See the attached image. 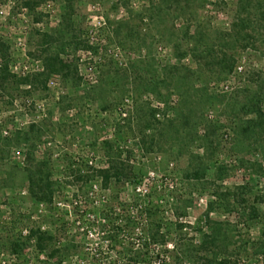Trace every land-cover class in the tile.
<instances>
[{"label": "rangeland", "instance_id": "obj_1", "mask_svg": "<svg viewBox=\"0 0 264 264\" xmlns=\"http://www.w3.org/2000/svg\"><path fill=\"white\" fill-rule=\"evenodd\" d=\"M263 17L264 0H0V264H264ZM61 46L78 76L40 75ZM113 166L128 178L89 177Z\"/></svg>", "mask_w": 264, "mask_h": 264}, {"label": "trees", "instance_id": "obj_2", "mask_svg": "<svg viewBox=\"0 0 264 264\" xmlns=\"http://www.w3.org/2000/svg\"><path fill=\"white\" fill-rule=\"evenodd\" d=\"M264 18V17H263ZM242 21V19H241ZM45 36H48L50 40H52V36L49 34H44ZM48 43V41H47ZM52 41H49L48 45L51 46ZM61 50L55 52L54 54L49 55L45 59L44 63V71L40 75H44L45 77L49 76L50 74H58L61 75L63 78H67L70 75H73L74 77L78 76V68L73 63V61H70L68 59L62 58L61 53L64 51V46H61ZM5 73L7 72V69H3ZM35 125H31L30 128H34ZM23 140L29 141V138H26ZM27 161L30 163L27 167V174H28V182H29V192L32 198L35 201H44V200H50L52 194L55 191L56 186L60 185V182H56L53 180L54 171L53 168L49 165V161H37L35 159L34 154L32 153V150L27 155ZM76 173H79L77 171ZM94 173H103V180L105 183L110 181V178L112 177V174L115 176L120 177H127L126 168L123 166H113L111 169L106 171H95L93 170L92 175L89 177L94 176ZM130 174V172H129ZM119 178V177H118ZM35 233V232H34ZM44 233H39L37 235L38 244L40 247V242L44 240ZM138 255H145V257H142L137 264H151L149 263L150 257L148 256V253L145 252L143 254H137ZM144 258V259H143Z\"/></svg>", "mask_w": 264, "mask_h": 264}]
</instances>
